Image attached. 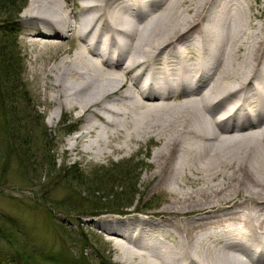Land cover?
I'll return each mask as SVG.
<instances>
[{"label":"bare ground","instance_id":"6f19581e","mask_svg":"<svg viewBox=\"0 0 264 264\" xmlns=\"http://www.w3.org/2000/svg\"><path fill=\"white\" fill-rule=\"evenodd\" d=\"M22 19L28 42L47 40L39 52L75 44L49 70L51 103L83 120L66 158L154 143L143 181L163 195L157 211L96 224L117 261L264 264V22L252 4L30 0Z\"/></svg>","mask_w":264,"mask_h":264},{"label":"rangeland","instance_id":"374dc122","mask_svg":"<svg viewBox=\"0 0 264 264\" xmlns=\"http://www.w3.org/2000/svg\"><path fill=\"white\" fill-rule=\"evenodd\" d=\"M9 1L12 6L0 5V39L14 43L13 51L19 75L17 82L22 84L21 92L27 95L22 109L33 112V115L36 112L42 117L41 131L46 134L48 146H44V138H41L42 141L37 140V145L41 148L40 155L48 154L50 163L43 162L42 157L38 156L36 164L29 166V163H26L28 167L25 168L23 160L13 156L9 168L0 176V213L20 224L22 229L27 231L32 244L51 256L54 255L59 243L60 232L55 225V221H58L73 235L83 234L81 238L86 235L83 240L88 244L85 247L88 264L108 262L121 264L117 261L118 254L110 241L112 237L96 224L120 217L124 213L123 217L145 216L144 214L157 211L163 195L155 193L149 196L147 192L151 183L143 181L144 175L152 166L150 154L155 149L154 143H144L139 150L134 146V150L137 151L124 157L116 154L110 158L93 161L73 154L66 158L64 144L80 129L83 120L64 108L58 110L56 104L51 103L55 93L50 82L51 77L56 75L52 69L49 70L60 55H69L75 44L66 40L60 51L47 49L39 52V44L47 40L38 38L36 43H30L23 31L26 26L22 16L28 9L30 0ZM59 1L65 4V0ZM248 1L252 4V12L261 14V19L257 22L262 24L264 0ZM22 109L19 108L18 111ZM52 112L57 113V118L53 125H50L49 116ZM5 114L6 111L0 106V122L4 121ZM21 116L22 114L18 115L19 118ZM39 131L36 130L37 133ZM68 170L72 175L78 173L80 181L84 182L77 183L69 179L71 174L65 175V171ZM106 179L111 182L106 188H102V184L96 186L98 190L95 186L92 187L93 192H96L94 196L88 195L87 187L82 184H90L93 181L104 183ZM71 202L85 207L70 212L73 208ZM43 209L52 210L51 217L46 215ZM82 213L95 216L79 217ZM2 245L4 246L3 243ZM71 246L69 243L68 247ZM4 249L6 250V247ZM5 258L6 260L3 257L5 261L3 264H13L8 255Z\"/></svg>","mask_w":264,"mask_h":264},{"label":"trees","instance_id":"16d2710c","mask_svg":"<svg viewBox=\"0 0 264 264\" xmlns=\"http://www.w3.org/2000/svg\"><path fill=\"white\" fill-rule=\"evenodd\" d=\"M0 5L12 6L9 0H0ZM13 47V42L0 39V106L7 113L5 116L3 115L4 121L0 122V176L9 168L13 156L23 160L25 168L28 167V163L29 166L34 163L36 164L38 156L42 157L43 162L47 164L50 163L48 154L40 155L41 148H38L37 145V140L42 141L41 138H44V146H48L46 134L41 131L42 117L36 112L35 115H33V112L22 109L27 95L21 92L22 84L17 82L19 75L16 68L15 62H17V59ZM19 108H21L23 112L18 111ZM19 114H22L20 118L18 117ZM33 122H35V124ZM69 127L72 128L71 125ZM38 129L40 130L39 133L36 132ZM46 152H48V150ZM69 174H71L69 170L65 171L66 176ZM69 179L75 180L77 183L84 182L80 181L81 178L78 176V173L74 175L71 174V178ZM110 183V180H107L104 183L93 181L90 182V184H82L87 187L86 190L88 191V195L94 196L96 192H93V186L98 190L96 188L97 185L100 186L102 184V188H106ZM90 189L91 191L89 192ZM70 205L73 206L70 212H75L85 207L83 205H74L73 202H71ZM43 210L46 215L51 217L52 210ZM84 216L92 217L95 216V214L82 213V215H79V217ZM55 225L58 226L57 228L60 232V234H58L59 243L54 255L51 256L48 253H44L42 248L32 244L27 231H25L24 228L22 229L20 224L16 223L12 218L6 217L0 213V264L5 262L6 255H8V259H11L13 264H88L85 255V247L88 246V244L86 240H83L86 235H84L83 238H81L83 234L73 235L58 221H55ZM69 243L72 244L71 247H68ZM5 247L6 250L4 249ZM106 264L110 263L108 262Z\"/></svg>","mask_w":264,"mask_h":264}]
</instances>
